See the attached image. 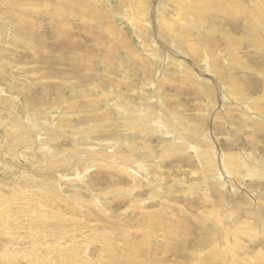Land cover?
Wrapping results in <instances>:
<instances>
[{"label": "rangeland", "instance_id": "obj_1", "mask_svg": "<svg viewBox=\"0 0 264 264\" xmlns=\"http://www.w3.org/2000/svg\"><path fill=\"white\" fill-rule=\"evenodd\" d=\"M183 1L0 0V264H264V0Z\"/></svg>", "mask_w": 264, "mask_h": 264}, {"label": "bare ground", "instance_id": "obj_2", "mask_svg": "<svg viewBox=\"0 0 264 264\" xmlns=\"http://www.w3.org/2000/svg\"><path fill=\"white\" fill-rule=\"evenodd\" d=\"M31 0H26V2L24 3V0H13V2L18 6L19 9L22 8V6H24L26 3L30 2ZM48 1H55V0H48ZM144 1H148V0H142V2ZM171 1H178V3H173L171 2V6L174 7L175 11H176V18L178 19V23H181V24H185L184 22V19L182 17H184V13L187 11L186 9V5L188 3V1H183V0H171ZM214 0H210V3H212ZM144 5H147V2L144 3ZM143 5V6H144ZM166 7H169L166 3H165ZM230 8L229 7H226L225 9V12L228 14ZM144 14L140 15V20H139V26H150L153 22L157 23V21L159 20V23L161 25V28H163L162 26H165L166 29H164L165 33L167 35H172L174 33V30H173V21L171 23H164V20L162 19V17L160 16L159 12L154 9V13H150V10L149 9H146L145 12H143ZM65 16H66V12H64ZM150 14V15H149ZM236 17L240 18V19H243V16H239V15H235ZM164 18H170L168 15H163ZM49 18L51 19V21L54 23V28H52V30H44L43 31V34L46 35V36H51V37H56V39H58L62 34L65 36V39L69 40L71 37L73 36H77L78 33L75 31V26H76V23L74 24H71V23H63L60 22L62 21L63 19H60L59 16L57 15H54V13H51V17L49 16ZM176 20V19H174ZM15 22H17L19 25L23 26V20H19L17 18H15ZM192 24L189 23L188 26H191ZM48 26V25H47ZM58 27H60V29L58 30ZM160 28V29H161ZM51 29V28H50ZM45 32H48L47 34H45ZM18 41V48L22 46L23 44V41L21 40H17ZM63 45H65L64 49H65V52L69 51L71 48H72V45L69 44V43H63ZM52 47V44H50V48ZM215 61V60H214ZM135 65L137 66H142L143 65V62L141 61H135L134 62ZM215 70L219 71V68L217 66H215ZM245 106V105H244ZM245 108L247 110H249L248 106H245ZM254 109L257 110V111H260L258 110V105H255L254 106ZM30 127V126H29ZM167 127L169 129H173L174 126L173 125H170L167 123ZM27 131L28 129H26V131L22 130V133L24 136H26L27 134ZM176 137H180V134L179 132L176 131V134H175ZM38 145L37 148L39 149H43L42 147V144L38 143L36 144ZM32 146V144H31ZM36 148V149H37ZM35 151V150H34ZM93 158H96L95 155H92ZM91 160H93L91 157H90ZM227 163L228 164H235V162H233V160L230 158H228L227 160ZM241 165V162H236L235 164V167L236 165ZM244 164V163H243ZM133 165V164H132ZM128 166L126 164V162L124 161V167ZM253 171L256 169V167H253L251 168ZM118 172L120 174H123V175H126V172L122 169V168H118ZM232 173L233 174H239L241 175L242 172L237 168V170H232ZM254 173V172H253ZM130 191V190H128Z\"/></svg>", "mask_w": 264, "mask_h": 264}]
</instances>
